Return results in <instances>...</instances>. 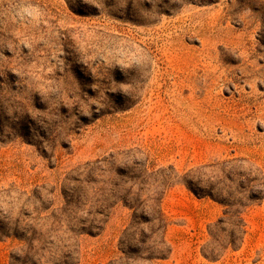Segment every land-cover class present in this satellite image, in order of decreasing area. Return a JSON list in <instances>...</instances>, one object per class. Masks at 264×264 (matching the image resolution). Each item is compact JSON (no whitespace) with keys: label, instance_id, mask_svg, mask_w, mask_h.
<instances>
[{"label":"rangeland","instance_id":"374dc122","mask_svg":"<svg viewBox=\"0 0 264 264\" xmlns=\"http://www.w3.org/2000/svg\"><path fill=\"white\" fill-rule=\"evenodd\" d=\"M136 148L180 175L227 162L218 188L247 205L228 246L227 208L173 184V251L156 264H264V182L250 166L264 169V0H0V190L48 185L61 207L74 169ZM130 222L113 209L77 264L122 257ZM18 247L0 242V264Z\"/></svg>","mask_w":264,"mask_h":264},{"label":"trees","instance_id":"16d2710c","mask_svg":"<svg viewBox=\"0 0 264 264\" xmlns=\"http://www.w3.org/2000/svg\"><path fill=\"white\" fill-rule=\"evenodd\" d=\"M121 157L124 159L120 163ZM250 166L257 174L251 182H264V169L252 163ZM227 168V162L215 163L180 175L172 167L157 169L149 155L136 148L74 169L63 182L61 207L55 206L56 189L48 185L29 191L15 186L2 189L0 242L19 243L10 256L15 264H77L81 258V237L99 235L111 211L121 206L131 213V222L121 239L123 256L110 264H156L173 251L167 238L169 223L162 209V199L176 183L198 198H211L227 208L217 225L230 227L227 245L235 246L246 233L243 216L247 205L218 188L221 184L226 186L222 177L230 179ZM212 174L217 178L220 175L221 179L213 182ZM260 195H251L249 199L259 200ZM211 245L212 242L208 247ZM204 255L212 259V252Z\"/></svg>","mask_w":264,"mask_h":264}]
</instances>
